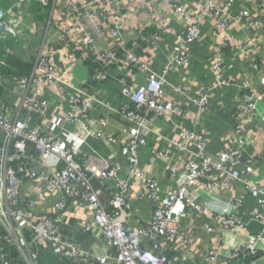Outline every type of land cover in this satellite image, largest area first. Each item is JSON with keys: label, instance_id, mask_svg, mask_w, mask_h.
<instances>
[{"label": "built area", "instance_id": "obj_1", "mask_svg": "<svg viewBox=\"0 0 264 264\" xmlns=\"http://www.w3.org/2000/svg\"><path fill=\"white\" fill-rule=\"evenodd\" d=\"M33 1L51 10L48 26L58 29L54 35L47 36L44 46L35 53L32 72L12 77L13 84L23 92L22 105L45 124H31L29 120L0 112V135H4L0 146V264H43L34 249L46 244L54 255L70 264H173L170 251L180 254L175 263L178 264L189 257L196 231L217 235L215 245L206 252L207 264H253L264 237L245 233L248 222L240 211L246 195L255 198L264 209V188L246 180L253 167L242 164L238 148L246 145L240 137L244 133V114L258 111V104H264V91L255 93L249 79L241 81L245 106L234 115L229 147L217 157L206 151V141L192 129L175 126L179 130L175 147L191 157L170 166L168 175L173 183L170 189L164 191L159 180L145 170L141 152L153 133L150 125L154 120L161 116L173 121L175 117L187 116L184 108L167 98L165 88L173 69H189L190 44L198 40L200 27L212 20L216 33L243 23L264 32V3H254L251 9L244 7L236 16L229 15L236 0H187V5L169 4L168 11L185 22V29L158 74L148 62L127 50L124 42L126 19L136 11L145 13L147 22L161 24L157 0H17L8 10L0 7V41L14 38L22 47L24 58L29 55L28 47L20 43L14 29L28 21ZM193 4L199 8L198 13L193 10ZM162 32H167L163 26ZM100 38L108 40L111 48L100 49ZM158 39V35L152 36L154 47ZM54 41L62 46L80 43L86 56L98 57L105 66L118 62L119 47L127 61L145 73L143 85L125 86L123 95L129 101L114 111L126 121L124 128L108 132V118L96 121L89 118L102 103L68 83L67 71L56 60L59 51L47 48L48 42ZM232 45L230 37L221 40L220 58L214 66L215 86L201 85L196 97L187 85L175 88L201 113L210 111L214 90L225 83L224 51ZM242 45L246 49L253 46L251 40L243 41ZM9 54L7 50L6 55ZM263 65L260 54H251L249 67L259 74L264 88V75H260ZM53 85L71 90L67 100L69 109L46 119L49 102L42 90ZM44 127L48 131L44 132ZM92 140L115 148L116 155L109 159L88 152ZM152 154L171 161V152L166 148L154 149ZM14 162L22 167L21 177L12 167ZM23 180L32 183L30 193L25 196ZM230 180L241 182L245 192L220 205L219 201L201 200L202 192L219 193ZM106 186L113 188L108 203L103 200ZM50 195L59 199L47 213L37 214L39 205ZM136 202H147L151 215L149 220L139 219L140 225L133 227L130 220L134 218ZM69 206L75 216L82 213L79 224L84 233L99 232L101 242L95 250L83 249L66 235L62 225ZM250 220L264 223V216L252 211ZM183 224H187L188 232L182 231ZM227 234L236 242L228 244Z\"/></svg>", "mask_w": 264, "mask_h": 264}, {"label": "crops", "instance_id": "obj_2", "mask_svg": "<svg viewBox=\"0 0 264 264\" xmlns=\"http://www.w3.org/2000/svg\"><path fill=\"white\" fill-rule=\"evenodd\" d=\"M16 1L0 0V7L2 10H8ZM171 3L188 4L187 0H157V12L162 19L161 24L158 25L147 22L145 13L141 11H136L126 19L125 48L148 62L158 74L162 72L164 65L177 45L178 38L185 29V22L168 11ZM254 3H264V0H236L229 11V15L236 16L244 7L251 9ZM125 4L129 5V2ZM192 8L196 13L200 11L194 4ZM50 12L49 8L43 9L39 2L33 1L28 21L24 22L21 28L17 26L14 29L20 43H24L28 47L29 55L24 58L20 50L22 47L15 43L14 38L0 41L5 51L9 50L11 57L19 60L28 59L33 64L35 53L44 46L47 36L54 35L55 30L58 29L55 26L50 28L48 26ZM162 26L166 28V33L162 32ZM214 29L215 22L212 20L206 21L200 27L198 40L190 44L189 69L187 71L173 69L171 75L167 78L168 85L165 88L167 98L179 107L184 108L187 116L175 117L173 121L161 116L154 120L150 125L153 133L147 146L141 152L143 167L150 176L159 180L164 191L173 186L168 175L170 166L184 158L191 157L188 153L180 152L174 145V142L178 140L179 127H188L201 136L207 143L206 151L213 157H217L229 147V139L235 127L234 115L238 110H243L245 106L241 81L249 79L255 93L264 91L259 81V74L249 67L251 54L258 53L264 58V32L244 23L240 26L230 27L228 30H218L217 33ZM155 35H158L159 39L154 47L152 36ZM225 37H230L233 40V45L224 51L222 74L225 83L220 84L214 90L210 111L201 113L197 106L179 95L175 88L187 85L190 88L191 95L196 97L201 85L215 86L217 84L214 66L216 60L220 58L221 40ZM246 40L252 41L253 46L250 49H246L242 45V42ZM48 43V49L54 48L59 51L56 60L67 71L65 78L68 83L74 88L86 91L92 97H97L102 103L96 106L95 110L90 113L89 118L92 121L104 117L108 118L110 122L106 129L108 132H117L124 128L126 121L114 111L118 110L123 103L129 101L123 95L125 86L128 84L136 87L143 85L146 78L145 73L140 68L130 64L124 51L119 47L116 50L118 62L105 66L98 57L86 56L80 43L66 46H62L56 41L53 44ZM99 47L100 49H108L111 48V44L108 40L100 38ZM260 75H264V65L261 67ZM12 77L11 75H4L0 71V112H6L19 119L29 120L31 124L44 125L43 120L37 119L35 114L30 113L29 109L22 105L23 92L13 84ZM70 93V89L61 85H53L42 90V95L49 102L46 119L69 109L67 100ZM242 123L244 133L240 137L246 141V145L243 148L236 147L240 150L239 160L242 164H251L253 167V173L247 176L246 180L264 188V104H258V111L255 114L245 113ZM43 131H48V128L44 127ZM3 140L4 135H0V146ZM163 148L171 152V161L166 162L152 154L154 149ZM86 150L90 153H99V155L109 159L116 155L115 148L112 149L108 145L94 140L90 142ZM12 167L19 171L20 177L23 175L22 167L18 163H12ZM242 168L240 166L239 170L241 171ZM31 186L32 183L23 180L22 194L24 196L30 193ZM106 189L103 200L108 203L113 188L106 186ZM244 192L245 189L241 182L230 180V183L219 193L212 191L210 195L202 192L201 200L211 203L219 201L218 204L220 205V202L228 201ZM58 199L59 197L56 195L46 196L39 205L37 214L47 213L53 208ZM133 211L134 218L130 220L133 227L140 225L142 221L140 222L139 219H150L151 207L147 202H136ZM252 211H257V213L264 216V209L259 206L258 201L250 195H246L240 211L241 217L248 222L245 233L254 236L263 235L264 237V223L250 220ZM82 218V213L75 216L72 207L69 206L68 212L64 214L66 221H64L62 227H64L66 235L72 241L87 251H93L101 242V237L98 231H94L92 234L84 233L79 224ZM181 229L186 232L190 230L187 224H183ZM216 237L217 235H208L201 231L194 232V244L191 253L186 260L180 261L178 264H207L206 252L213 247V244L215 245ZM225 237L228 244L235 241L231 234H227ZM242 239L240 238V240ZM34 251L38 252L43 264H70L62 257L54 255L51 247L47 244L38 246ZM169 257L171 262L175 264L179 261L180 254L177 251H170ZM17 259L20 258L17 257ZM221 260V262H225V255L222 256ZM253 264H264V240L259 242V254L254 259Z\"/></svg>", "mask_w": 264, "mask_h": 264}, {"label": "trees", "instance_id": "obj_3", "mask_svg": "<svg viewBox=\"0 0 264 264\" xmlns=\"http://www.w3.org/2000/svg\"><path fill=\"white\" fill-rule=\"evenodd\" d=\"M33 69V64L30 60H19L18 58L6 55L5 49L0 44V71L6 76H27Z\"/></svg>", "mask_w": 264, "mask_h": 264}]
</instances>
